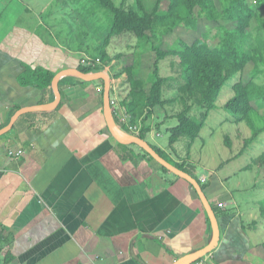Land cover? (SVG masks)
Returning a JSON list of instances; mask_svg holds the SVG:
<instances>
[{"label": "crops", "instance_id": "1", "mask_svg": "<svg viewBox=\"0 0 264 264\" xmlns=\"http://www.w3.org/2000/svg\"><path fill=\"white\" fill-rule=\"evenodd\" d=\"M24 1L0 0V129L18 108L54 100L53 89L22 83L28 68L58 73L84 56L57 42ZM76 79L60 86L55 110L26 113L0 136V232L10 238V264H173L207 246L212 224L195 188L137 145L118 142L107 125L103 83ZM117 97L121 125L126 96ZM179 142L156 146L194 172L215 208L221 236L202 257L206 264H264V167L257 158L243 164L233 140L226 158L204 161ZM11 149L25 154L12 157Z\"/></svg>", "mask_w": 264, "mask_h": 264}, {"label": "trees", "instance_id": "2", "mask_svg": "<svg viewBox=\"0 0 264 264\" xmlns=\"http://www.w3.org/2000/svg\"><path fill=\"white\" fill-rule=\"evenodd\" d=\"M97 1L112 15L110 30L104 42L97 48L96 54L101 57L104 65H109L112 61L107 51L111 39L123 33H132L139 40L149 42L156 56L150 84L137 77L136 64L124 68L130 90L122 101V107L132 117L133 122L143 118L144 127L139 133L142 138L147 139L152 130L151 126L146 125V121L155 115L156 108L180 100L184 107L174 115L178 124L171 129L170 146L174 149V143L181 137H187L194 142L206 125L210 112L218 107L217 100L223 88L249 65L253 66L252 79L248 82L240 80L232 85L234 95L224 108L238 122L246 121L252 128L254 134L246 139L247 145L264 130L254 120L257 104L264 103V83L256 80L264 74V0H167L166 9L162 6L165 0H136L132 5H126L127 0H123L120 5L114 0ZM197 8L199 11L195 15ZM200 18L218 24L220 39L217 45L209 44L204 34L197 35L191 43L180 40L177 48L166 45L167 36L178 27L186 26L196 30ZM254 20L257 23V33L251 29ZM169 56L178 59L183 79L179 98L175 97L174 100L165 98L164 86L169 77L160 74V63ZM104 65L93 69L80 63L78 68L84 72H92L103 70ZM56 73L44 67L28 68L21 81L24 85L52 90ZM114 77L119 78L120 74ZM75 79L72 76L64 77L60 80V86L73 84ZM76 80L87 83L79 78ZM101 82L104 85V81ZM195 108L204 110L201 119L192 115ZM121 126L129 130L125 125ZM226 143L232 146L231 137L227 136ZM123 146L129 147L125 144ZM153 146L171 163L196 176L184 163L175 161L161 148ZM143 153L150 160L156 161L144 149ZM255 162L264 167V153ZM159 165L162 170L169 172L166 167ZM203 187L205 188L204 185ZM14 259L10 238L0 232V264H10Z\"/></svg>", "mask_w": 264, "mask_h": 264}, {"label": "rangeland", "instance_id": "3", "mask_svg": "<svg viewBox=\"0 0 264 264\" xmlns=\"http://www.w3.org/2000/svg\"><path fill=\"white\" fill-rule=\"evenodd\" d=\"M114 1L120 5L123 0ZM135 1L127 0L126 5L135 4ZM24 2L28 4L30 2L32 7H35V10L40 13L41 19L44 18L43 22H45L41 26H47L49 30L54 32L57 42L66 43L72 48H77L80 51V58L82 55L99 56L96 55L97 48L107 37L112 24V15L97 0H25ZM162 6L163 9L168 8V1L165 0ZM198 11L199 9L197 8L195 15H197ZM251 29L256 33L258 32L255 20ZM199 34L206 35L207 41L212 46L219 43L218 24L208 21L206 18H200L196 30L180 26L174 33L167 36L166 45L177 48L180 45V40L191 43ZM107 51L112 59L109 64V73L112 74V83L113 86L115 85V89L112 90L114 96L117 95L119 98H124L129 93L130 84L124 72V68L127 65L136 64L137 77L146 80L150 84L153 79L152 72L156 56L149 42L139 40L132 33H123L111 39ZM119 55L122 57L119 58ZM160 65L161 76L169 77L168 82L164 86L165 98L168 100H174L175 97L179 98V88L183 84V79L178 59L169 56L162 60ZM252 70L253 66L249 65L244 72L226 84L217 100L218 107L210 112L205 128L202 129L199 137L194 142H191L187 137H181L179 139L180 149L183 147L187 148V150L192 149L193 154L203 159V161L211 159V157L215 159L226 158V155L232 152L226 143V138L229 136L235 143L236 151H243V164L251 163V160L258 158L264 153V130L247 145L246 139H250L254 134L252 128L246 121L238 122L224 108L225 104L234 95L232 85L240 80L248 82L252 79ZM117 74H120L119 78L114 77ZM256 80L259 83H264V74L262 73ZM257 105L258 110L254 120L258 127L264 129V103H258ZM183 107L180 100L169 103L165 107H157L156 117L154 116L150 120L151 122L148 121L149 124L148 122L146 123L154 130L147 136V140L153 145L168 143L171 135L170 127L178 124L176 118L171 120V117L168 116L176 115L182 111ZM203 111V109L195 108L192 115L201 119ZM166 118V125L159 129V125L163 124V119ZM161 119L162 121H160ZM138 122L136 121V123ZM141 122L143 123V120ZM142 126L144 125L142 124ZM159 132L160 134L158 135ZM137 147L141 148L138 145ZM252 168H254V162L251 166L249 165L250 170L245 171V173H252Z\"/></svg>", "mask_w": 264, "mask_h": 264}, {"label": "water", "instance_id": "4", "mask_svg": "<svg viewBox=\"0 0 264 264\" xmlns=\"http://www.w3.org/2000/svg\"><path fill=\"white\" fill-rule=\"evenodd\" d=\"M76 77L86 82H92L95 80L104 81V111L107 121V125L112 136L120 143L126 145H138L146 152H148L159 164L166 167L170 172L178 175L181 178L187 180L197 191L201 201L203 202L208 216L212 224V237L209 244L199 250L188 253L179 259H177L173 264H192L193 262L204 257L211 251H213L219 244L221 230L219 225V220L214 206L211 204L201 181L193 174L179 168L175 164L167 160L163 155H161L154 146L145 138H142L139 134H135L119 124L116 119L115 112L112 105L111 90H112V76L106 70L84 72L78 67L64 69L56 73L52 81V89L54 93V100L47 104H42L33 107H23L18 109L15 114L10 119L9 123L0 129V136L11 131L16 121L24 114L33 111H52L55 110L62 101V91L60 88V80L64 77Z\"/></svg>", "mask_w": 264, "mask_h": 264}, {"label": "built area", "instance_id": "5", "mask_svg": "<svg viewBox=\"0 0 264 264\" xmlns=\"http://www.w3.org/2000/svg\"><path fill=\"white\" fill-rule=\"evenodd\" d=\"M80 63L84 66L91 67L93 69L97 68L98 66L104 65L101 57L95 56V55L94 56L84 55L80 59ZM103 70L110 72L109 65L108 64L104 65ZM111 76H112V74H111ZM112 88L115 89V85ZM117 99H118V97L114 96L113 100H112V104L116 103ZM120 122L122 125H125L129 130H131L135 134H139L144 127V126H142V124L144 125V123H142L141 121L138 123L133 122L132 117L129 114H127L126 112H123V114L120 118ZM24 154H25L24 149H18V150H12L11 149L9 151V155L12 157H15V158H19V157L23 156ZM192 264H206V260L204 258H200L199 260L193 262Z\"/></svg>", "mask_w": 264, "mask_h": 264}]
</instances>
